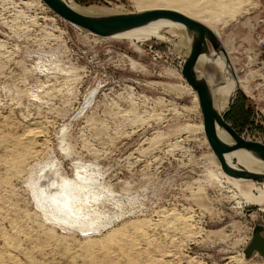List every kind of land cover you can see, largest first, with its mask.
I'll use <instances>...</instances> for the list:
<instances>
[{
    "label": "rangeland",
    "instance_id": "rangeland-1",
    "mask_svg": "<svg viewBox=\"0 0 264 264\" xmlns=\"http://www.w3.org/2000/svg\"><path fill=\"white\" fill-rule=\"evenodd\" d=\"M74 1L121 14L174 4ZM190 1L241 80L227 122L264 144L262 0ZM186 57L154 38L85 33L41 0H0V264H264L244 254L264 204L218 182ZM64 184L68 217L43 200H67L53 188Z\"/></svg>",
    "mask_w": 264,
    "mask_h": 264
},
{
    "label": "water",
    "instance_id": "water-1",
    "mask_svg": "<svg viewBox=\"0 0 264 264\" xmlns=\"http://www.w3.org/2000/svg\"><path fill=\"white\" fill-rule=\"evenodd\" d=\"M55 14L70 23L93 35L102 38H111L118 34L129 32L147 26L159 20H169L180 23L185 27L190 40V52L185 59L182 75L186 82L196 93L203 128L207 141L215 154L223 172L234 179L264 181V173H256L244 168H237L225 160V155L237 150H244L252 157L264 164V144L244 139L235 128L226 121L227 114L233 108L235 98L241 90L238 85L237 75L231 70L230 57L220 38L205 24L188 16L170 10H152L139 13L107 14L89 16L75 11L65 0H41ZM204 56L211 63L223 60L225 70L223 77L228 74L235 79L236 89L233 92L228 107L219 112L214 103V89L220 84H210L209 80L200 75L197 68L199 59ZM227 69V71H226ZM222 83V82H221ZM224 85V84H222ZM217 127L226 131L233 140V144L224 143L218 136ZM264 227L259 225L254 230L253 238L244 251L245 258L260 254L264 259Z\"/></svg>",
    "mask_w": 264,
    "mask_h": 264
},
{
    "label": "bare ground",
    "instance_id": "bare-ground-1",
    "mask_svg": "<svg viewBox=\"0 0 264 264\" xmlns=\"http://www.w3.org/2000/svg\"><path fill=\"white\" fill-rule=\"evenodd\" d=\"M65 1L75 11L82 13L84 15L97 16V15H107V14H121L120 12L118 13V10H116V9H111V8H107V7H98V6L85 8V7H82L79 4H77L74 0H65ZM137 1L140 4H145V3H155L158 0H137ZM172 1H174V4H172V5L161 6V7L151 6V7H148L146 10L140 11V12H146V11H152V10L176 11V12L181 13L185 16H188V17H190V18H192L198 22L205 24L207 27H209L211 30H213L214 33L217 35V32L215 31V29L213 27L206 24L201 19H199L196 15H194L193 12L191 11V9L184 7L185 4L190 5V6H194L193 2H191L190 0H172ZM199 13H204V12H199ZM211 16H212V14H211ZM58 17H60V16H58ZM78 29L85 32V33L93 35L92 33H89V32H87L81 28H78ZM163 33H165L166 36H168L169 38L166 37L165 35H163ZM94 36H96V35H94ZM111 38L126 39V40H133V41L136 40L137 42L148 41V40L154 38V39L166 41L167 43L173 45L176 48V50L179 52H181V50L185 49L187 51V56L189 55V52H190V40L187 37L185 27L180 23L172 22L169 20H159L156 22H152L145 27L138 28V29H135V30H132L129 32L121 33V34H118V35L111 37ZM223 45H224V43H223ZM224 47H225V45H224ZM225 49H226V47H225ZM226 51H227V49H226ZM227 53H228V51H227ZM228 55H229V53H228ZM229 57H230V55H229ZM230 61H231V70L233 69V72H235V74L237 75V72L234 68V64L231 60V57H230ZM197 68L199 70L200 75H204L209 80L210 84H212V85H214L215 83L220 84L219 87L217 86L214 89L213 97H214L215 107L217 108V110L219 112H222L223 110H225L228 107L230 98L236 89L237 82H238V85L241 86V89H243L241 82H240L241 80H239V77L237 76V82H235V79L231 76V74H228L226 77L222 76L223 75L222 71L225 70V63L223 60H217L215 63H211L204 56H202L199 59ZM226 71H227V69H226ZM222 84H224V85H222ZM195 95H196V93H195ZM196 97H197V95H196ZM202 130H204V128ZM217 132H218L219 138L224 143L229 144V145L233 144L232 138L229 136V134L226 131H224L222 128L217 127ZM225 160L229 164L234 165L237 168L242 167V168L249 170L251 172L264 173V164L262 162L258 161L257 159H255L254 157H252L249 153H247L244 150H237V151H234L231 153H227L225 155ZM216 163H217V166H219V168H220L219 171L216 173V178L218 179V182L219 183H226L229 185V187H233L237 192V195H235V197L237 199H240V201H246V203H248V204L250 203L251 205H254V206H258V204H264V181L234 179V178L228 176L227 174H225L223 172L218 160H216ZM257 185H259V186H257ZM55 187L58 188L60 191L62 190L66 193L67 200H65V199L62 200V203L57 202L56 200L61 199V196H58V195L50 196V197H44L43 200L44 201H52L53 200L55 202L54 204H61L60 206H57V205H55V206H57L59 211L64 213V216L68 217V216L73 215V211L71 208L72 196H71L70 189H67V184L57 185V186L54 185L53 188H55ZM254 256L255 255H253L252 258ZM245 259L249 260L247 258H245ZM234 260L236 262H238V264H245V262L242 263L243 258L241 255L236 257Z\"/></svg>",
    "mask_w": 264,
    "mask_h": 264
},
{
    "label": "built area",
    "instance_id": "built-area-1",
    "mask_svg": "<svg viewBox=\"0 0 264 264\" xmlns=\"http://www.w3.org/2000/svg\"><path fill=\"white\" fill-rule=\"evenodd\" d=\"M253 41L258 49L264 50V0L260 13L254 21Z\"/></svg>",
    "mask_w": 264,
    "mask_h": 264
},
{
    "label": "trees",
    "instance_id": "trees-1",
    "mask_svg": "<svg viewBox=\"0 0 264 264\" xmlns=\"http://www.w3.org/2000/svg\"><path fill=\"white\" fill-rule=\"evenodd\" d=\"M244 98H245V97H244ZM243 108H244V107H241V108H239L238 110H236V111H237V115H238L239 117H241V118H245V117H247V113L245 112V110H244ZM230 115H231V113L227 114V116H226V121H228Z\"/></svg>",
    "mask_w": 264,
    "mask_h": 264
}]
</instances>
